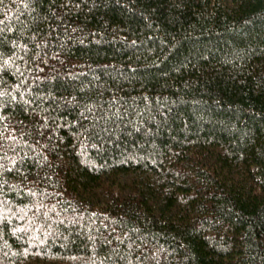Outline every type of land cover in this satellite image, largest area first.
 I'll list each match as a JSON object with an SVG mask.
<instances>
[{
    "label": "trees",
    "instance_id": "trees-1",
    "mask_svg": "<svg viewBox=\"0 0 264 264\" xmlns=\"http://www.w3.org/2000/svg\"><path fill=\"white\" fill-rule=\"evenodd\" d=\"M0 264H264V0H0Z\"/></svg>",
    "mask_w": 264,
    "mask_h": 264
},
{
    "label": "snow or ice",
    "instance_id": "snow-or-ice-1",
    "mask_svg": "<svg viewBox=\"0 0 264 264\" xmlns=\"http://www.w3.org/2000/svg\"><path fill=\"white\" fill-rule=\"evenodd\" d=\"M13 99H15V97H13Z\"/></svg>",
    "mask_w": 264,
    "mask_h": 264
}]
</instances>
